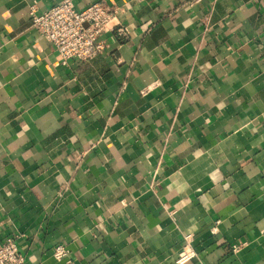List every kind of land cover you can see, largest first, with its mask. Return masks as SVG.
I'll return each instance as SVG.
<instances>
[{
    "label": "crops",
    "instance_id": "obj_1",
    "mask_svg": "<svg viewBox=\"0 0 264 264\" xmlns=\"http://www.w3.org/2000/svg\"><path fill=\"white\" fill-rule=\"evenodd\" d=\"M61 1L0 0V244L178 264L190 236L185 264H264V3L72 0L125 36L63 65L30 17Z\"/></svg>",
    "mask_w": 264,
    "mask_h": 264
},
{
    "label": "built area",
    "instance_id": "obj_2",
    "mask_svg": "<svg viewBox=\"0 0 264 264\" xmlns=\"http://www.w3.org/2000/svg\"><path fill=\"white\" fill-rule=\"evenodd\" d=\"M259 1L264 3V0ZM30 17L32 26L54 47L63 65L72 59L86 62L96 58L104 50L99 39L107 32L116 33L118 37L125 36L118 10L103 2L78 11L72 0H62L44 13L32 7ZM238 250V247H233V252ZM67 252L65 247L59 245L53 256L62 259L67 256ZM196 257L198 253L192 245V239L186 236L177 263L185 264ZM0 264H25V258L14 240L0 244Z\"/></svg>",
    "mask_w": 264,
    "mask_h": 264
}]
</instances>
